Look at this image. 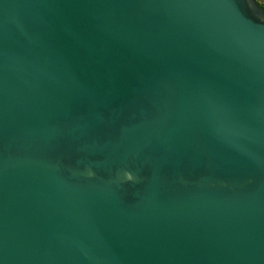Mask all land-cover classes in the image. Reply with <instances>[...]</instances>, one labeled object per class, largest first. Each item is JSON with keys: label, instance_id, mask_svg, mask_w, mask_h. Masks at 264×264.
I'll return each instance as SVG.
<instances>
[{"label": "water", "instance_id": "obj_1", "mask_svg": "<svg viewBox=\"0 0 264 264\" xmlns=\"http://www.w3.org/2000/svg\"><path fill=\"white\" fill-rule=\"evenodd\" d=\"M0 264H264L257 0H0Z\"/></svg>", "mask_w": 264, "mask_h": 264}, {"label": "rangeland", "instance_id": "obj_2", "mask_svg": "<svg viewBox=\"0 0 264 264\" xmlns=\"http://www.w3.org/2000/svg\"><path fill=\"white\" fill-rule=\"evenodd\" d=\"M259 4L264 5V0H257Z\"/></svg>", "mask_w": 264, "mask_h": 264}, {"label": "trees", "instance_id": "obj_3", "mask_svg": "<svg viewBox=\"0 0 264 264\" xmlns=\"http://www.w3.org/2000/svg\"><path fill=\"white\" fill-rule=\"evenodd\" d=\"M260 6L264 9V6L262 4H260Z\"/></svg>", "mask_w": 264, "mask_h": 264}, {"label": "crops", "instance_id": "obj_4", "mask_svg": "<svg viewBox=\"0 0 264 264\" xmlns=\"http://www.w3.org/2000/svg\"><path fill=\"white\" fill-rule=\"evenodd\" d=\"M264 6V5H263Z\"/></svg>", "mask_w": 264, "mask_h": 264}]
</instances>
